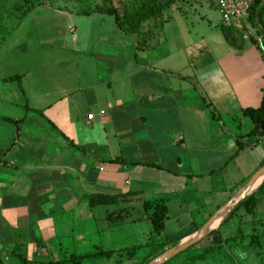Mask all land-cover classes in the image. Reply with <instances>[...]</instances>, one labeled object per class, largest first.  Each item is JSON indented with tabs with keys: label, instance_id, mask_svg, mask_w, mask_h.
<instances>
[{
	"label": "crops",
	"instance_id": "1",
	"mask_svg": "<svg viewBox=\"0 0 264 264\" xmlns=\"http://www.w3.org/2000/svg\"><path fill=\"white\" fill-rule=\"evenodd\" d=\"M259 11L264 32V0ZM32 14L56 44L0 54V264L144 262L198 231L264 167V129L249 136L244 115L261 104L264 56L229 45L221 17L198 32L203 19L166 13L126 34L104 14ZM17 76L22 91L3 82ZM98 195L121 199L90 208ZM146 202L168 210L155 239Z\"/></svg>",
	"mask_w": 264,
	"mask_h": 264
},
{
	"label": "rangeland",
	"instance_id": "2",
	"mask_svg": "<svg viewBox=\"0 0 264 264\" xmlns=\"http://www.w3.org/2000/svg\"><path fill=\"white\" fill-rule=\"evenodd\" d=\"M140 1L110 0V4L122 16L132 11L133 6ZM157 1L170 4L168 9H165V12L172 18L182 17L185 14L184 16L189 18L197 17V19H203L204 22L194 24L198 32L213 31L220 23V15L216 10L219 0ZM103 4H105L103 0H0V54L1 52L3 54L11 52L27 54L31 49H39L49 44H56L52 36H42L35 31L33 19L36 16L32 13L36 10H59L83 14ZM151 22H154V20L152 19L146 24ZM244 30L242 29V33L231 30L233 41L241 48L256 47L264 56V32L261 28L252 24L249 29ZM116 32L119 33L117 28ZM5 59L6 57L0 55V66H3L2 62ZM13 85L17 86V83L15 82ZM258 191L254 194L257 195L258 206L253 216H246L242 210H239L228 222L226 221L229 216L226 218L223 222L224 226L222 225L221 233L220 227V229L218 228L209 236L165 264H264V189L261 193H258ZM235 196L236 194L233 197ZM210 219L206 217L205 220L208 222ZM238 228L240 232H238ZM149 233V236H153V239L157 237L154 231ZM213 233H220V235L219 238L215 237L211 241L209 237ZM241 234H243L242 239ZM165 235L169 237L168 230H166ZM235 235L238 236L237 241H230ZM173 247L172 245L168 250ZM131 249H133V252H137V249ZM158 252L156 250L151 253V256L146 258L144 262L132 264H150L159 256Z\"/></svg>",
	"mask_w": 264,
	"mask_h": 264
},
{
	"label": "trees",
	"instance_id": "3",
	"mask_svg": "<svg viewBox=\"0 0 264 264\" xmlns=\"http://www.w3.org/2000/svg\"><path fill=\"white\" fill-rule=\"evenodd\" d=\"M105 4L102 6L97 7L96 9L92 11H87L83 13V15H91L94 13L98 14H104L107 16H111L114 18L115 23L118 27L119 30L126 34H135L140 31L141 27L143 26V23H146L150 20H156V21H161L165 14L166 10L169 7V3H162L161 1L157 0H141L138 4L133 6L132 11L125 13L124 15H120L118 10L113 8L110 4V0H103ZM262 0H255L253 5L251 6V9L249 10L248 14V22L253 23L256 27H263L261 23V15L262 12L259 11V6L261 4ZM258 24V25H257ZM223 29H221V33L225 39V41L237 48H241L237 46V44L233 41L232 39V31H235L234 29H227L222 26ZM237 32V31H236ZM3 82H16L22 91V86H21V78L20 77H9L8 79L3 80ZM263 98L261 101V104L259 108L257 109H246L244 111V115L250 119L252 125H253V130L249 134V136L256 135L259 131L260 126L262 125L264 121V88H263ZM10 121V120H8ZM12 122V121H10ZM17 122V126H18ZM114 163H122L121 160H115L111 161ZM264 189V185L259 189L258 193H261L262 190ZM121 197H105L102 195L98 196H93L90 197L88 200V206L90 208L98 207V206H109L116 204L120 201ZM258 206V200H257V195H253L252 197L244 200L241 202L238 207L236 208L235 211H233L230 215L229 218L227 219L230 220L236 212L239 210H242L246 216H253L255 213V209ZM144 211L148 214V219L151 223V226L153 228V231L155 235L160 236L164 230V224L168 220V210L166 206L162 203H149L146 202L143 205ZM239 229V228H238ZM240 232V229L238 230ZM220 233H213L209 239L213 241L215 237L219 238ZM238 236L235 235L233 236L230 241H237ZM243 238V234H241V239ZM240 240V239H239ZM227 242V241H226ZM167 246V243H162L158 246L157 250L160 253L164 248ZM136 250V248H135ZM134 250V251H135ZM138 250V249H137ZM129 252H133V249H130ZM100 256L104 258H110L112 253L111 252H104V251H99L98 253L95 254V256ZM89 256H70L68 260H65L59 264H82L83 261H85ZM23 264H27L24 259H22Z\"/></svg>",
	"mask_w": 264,
	"mask_h": 264
},
{
	"label": "water",
	"instance_id": "4",
	"mask_svg": "<svg viewBox=\"0 0 264 264\" xmlns=\"http://www.w3.org/2000/svg\"><path fill=\"white\" fill-rule=\"evenodd\" d=\"M261 129H264V121L261 125ZM258 187L254 190H251L254 184L258 183ZM264 185V167H262L247 183V185L239 191L235 197H233L229 202H227L223 207H221L216 214H214L211 219L204 224L198 231L190 235L189 237L181 240L178 244H176L172 249L165 251L156 257L150 264H165L173 259L175 256L185 251L192 245L200 242L205 237L209 236L212 232L217 230L220 225L226 220V218L230 215L232 210L236 208L241 202L252 197L262 186ZM223 216V219L219 222V224L211 228L214 222L220 217Z\"/></svg>",
	"mask_w": 264,
	"mask_h": 264
},
{
	"label": "built area",
	"instance_id": "5",
	"mask_svg": "<svg viewBox=\"0 0 264 264\" xmlns=\"http://www.w3.org/2000/svg\"><path fill=\"white\" fill-rule=\"evenodd\" d=\"M255 0H219L217 10L221 17L222 26L227 29H242V21L248 17L249 10ZM102 115L104 113H101ZM94 116H88L93 120ZM262 139H264V130Z\"/></svg>",
	"mask_w": 264,
	"mask_h": 264
},
{
	"label": "bare ground",
	"instance_id": "6",
	"mask_svg": "<svg viewBox=\"0 0 264 264\" xmlns=\"http://www.w3.org/2000/svg\"><path fill=\"white\" fill-rule=\"evenodd\" d=\"M258 184H259V182L258 183H256V184H254V186L252 187V189L251 190H254V189H256L257 187H258ZM223 219V216H220L215 222H214V224L212 225V227L211 228H214V227H216L218 224H219V222L221 221Z\"/></svg>",
	"mask_w": 264,
	"mask_h": 264
}]
</instances>
